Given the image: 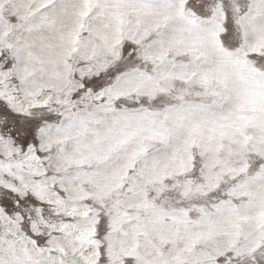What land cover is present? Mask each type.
I'll list each match as a JSON object with an SVG mask.
<instances>
[{"label": "snow or ice", "instance_id": "1", "mask_svg": "<svg viewBox=\"0 0 264 264\" xmlns=\"http://www.w3.org/2000/svg\"><path fill=\"white\" fill-rule=\"evenodd\" d=\"M0 264H264V0H0Z\"/></svg>", "mask_w": 264, "mask_h": 264}]
</instances>
